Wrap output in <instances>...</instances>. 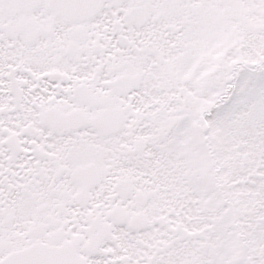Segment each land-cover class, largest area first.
I'll list each match as a JSON object with an SVG mask.
<instances>
[{
  "label": "snow or ice",
  "instance_id": "6c2138e0",
  "mask_svg": "<svg viewBox=\"0 0 264 264\" xmlns=\"http://www.w3.org/2000/svg\"><path fill=\"white\" fill-rule=\"evenodd\" d=\"M0 264H264V0H0Z\"/></svg>",
  "mask_w": 264,
  "mask_h": 264
}]
</instances>
